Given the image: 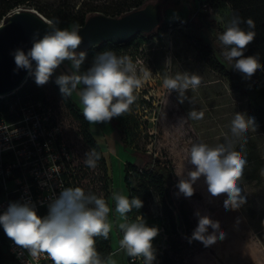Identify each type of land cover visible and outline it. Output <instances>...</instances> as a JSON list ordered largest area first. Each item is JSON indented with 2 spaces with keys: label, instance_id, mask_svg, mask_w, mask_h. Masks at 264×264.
I'll return each instance as SVG.
<instances>
[{
  "label": "rangeland",
  "instance_id": "374dc122",
  "mask_svg": "<svg viewBox=\"0 0 264 264\" xmlns=\"http://www.w3.org/2000/svg\"><path fill=\"white\" fill-rule=\"evenodd\" d=\"M112 1L35 0L55 14L60 4L66 3V11L70 9L76 12L91 5L112 4ZM149 3L161 11L162 20L159 26L150 33H138L132 44L118 54L131 57L138 71L147 67L155 78V83L147 84L139 91L138 99L127 113L129 118L136 117L142 123L137 131L131 130L134 134V146L160 156L172 167L174 178L179 181L182 178L179 175L186 179L187 172L194 168L186 161L193 143L202 141L216 146L225 143L226 139H234L231 137L230 124L236 112L254 117L258 125L255 133L247 134L246 143L243 139L235 141V149L242 153L247 162L244 175L238 182L246 202L239 209L226 210V194L212 197L207 191L203 176L193 185L195 195L190 198H186L177 186H173L170 207L174 212L179 232L177 235L172 230L170 220L159 213L157 195L152 193L148 197L146 224L159 229L157 237L153 240L156 256L153 264H264V131L258 108L249 94L212 67L213 59L224 63L214 51V30L205 18L195 16L196 11L207 14L209 21L225 30L227 21L233 14L232 6L227 0H191L183 2L180 8H171L172 2L168 0H152ZM175 19L189 22L172 30L163 27L168 21ZM159 27L163 28L157 31ZM69 69L70 63L65 61L54 73L53 79ZM184 72L198 74L202 77V83L195 90H186L188 99L180 103L178 92L172 91L169 94L163 87V80L165 76L174 77ZM38 87L45 100H28L18 109L16 105L18 113H15V118L11 120L12 125L9 129L5 127L0 131V141H3L8 133L14 138H26L19 146L11 145V149L5 151L12 150L16 165H20L28 180L32 178L33 182L30 185H27V182L19 184L12 173L4 171V178L0 177V183L11 192L12 202L19 199L28 201V198H31L30 189H34L41 203H49L53 196H58L62 188L66 187V182L59 176L66 162L71 160L72 166L84 164V155L90 149L84 138L81 122L57 89L49 82ZM26 95L22 85L3 100L13 103L18 97L22 100V96ZM71 98L82 110L75 93ZM193 109L203 112V118L194 120L188 117V113ZM92 130L111 168L114 191L127 196L124 182L127 154L121 152L118 135L114 131L105 134L100 128ZM38 134L44 138L41 145L35 139ZM182 204L192 208V218L197 225V212L219 221L221 230L226 234L225 239L218 240L208 247L201 242L189 243L179 213ZM157 214L158 220L155 218ZM109 221L114 225L113 258L117 264H132L125 252L119 248L123 233L117 227L121 222L118 215H111ZM211 232L212 229L209 228V233ZM170 236L178 242L177 252L169 251ZM163 252H168L167 258L163 257ZM40 258L44 260L43 264H50L48 259ZM19 264H37V261H33L26 252Z\"/></svg>",
  "mask_w": 264,
  "mask_h": 264
},
{
  "label": "clouds",
  "instance_id": "9594fccd",
  "mask_svg": "<svg viewBox=\"0 0 264 264\" xmlns=\"http://www.w3.org/2000/svg\"><path fill=\"white\" fill-rule=\"evenodd\" d=\"M46 23L50 30L42 37L39 30L33 32L32 46L27 52L17 48L10 53L16 65L13 71L24 69L34 77L37 86H44L65 61L69 62L70 69L56 76L55 83L64 99L76 94L83 117L90 124L107 123L130 112L139 91L145 85L155 83L147 67L138 71L131 57L118 56L113 50L95 55L91 65L81 72L87 54L77 51L83 42L79 34L80 25L74 23L60 28L57 26L58 20H48ZM242 24L247 26L246 29L241 27ZM255 27L251 18L244 19L233 13L225 30L218 35L224 58L245 80H251L258 71L264 70L258 55H244L256 36ZM201 83L202 77L198 74L184 72L174 77L165 76L163 87L169 94L178 92V99L183 103L188 99L186 90H195ZM203 115V112L194 109L188 113V117L194 120L202 119ZM257 128L254 117L236 112L230 124L231 137L234 139H226L225 143L216 146L202 141L193 143L186 161L194 168L187 172L186 179L179 175L182 177L177 185L179 192L190 198L195 191L193 185L203 176L212 197L226 194V210L239 209L246 202L238 182L244 175L247 162L242 153L235 149V141L243 139L246 143L247 134L255 133ZM100 159L101 153L95 148L89 149L84 155V163L91 169L97 167ZM111 199L115 202V213L121 221L117 225L123 233L119 240L120 250L129 257L142 258L144 264H153L156 259L153 240L159 229L148 226L141 215L135 220H130L127 215L133 209H141L143 201L137 196L129 199L115 191ZM47 208V215L41 217L34 204L28 201L12 202L0 214V226L33 261L46 255L52 264H117L113 258L115 253L105 257L96 248V238L107 240L114 226L109 221L112 210L103 196L86 193L80 187H64L58 196L50 199ZM195 215L198 225L189 243L195 240L208 247L225 239L226 234L221 230L219 221L199 212ZM209 228L212 229L211 233Z\"/></svg>",
  "mask_w": 264,
  "mask_h": 264
},
{
  "label": "trees",
  "instance_id": "16d2710c",
  "mask_svg": "<svg viewBox=\"0 0 264 264\" xmlns=\"http://www.w3.org/2000/svg\"><path fill=\"white\" fill-rule=\"evenodd\" d=\"M115 1V2H114ZM152 0H113L112 4L108 5H91L88 8L79 9L76 12L70 9L66 11L67 4H60L58 11L51 13L44 6L35 2V0H0V23L8 20L9 15L16 9L33 7L36 8L46 18L59 21L57 25L60 28L69 27L70 25L77 23L83 26L86 20L97 13H103L111 17H120L124 14L145 7ZM172 2L171 8H180L183 2L191 0H168ZM231 6L233 13L239 14L242 18H251L255 22L256 36L254 40L247 46L245 56L258 55L260 63L264 64V0H227ZM195 16L198 18H205L210 27L214 30L213 43L215 45L214 51L216 55L224 61L220 63L218 60H211V65L214 69L229 78L230 81H234L238 88H241L244 92L249 94L257 105L260 123L263 126L264 131V70L258 71L251 80H245L241 73L234 70L231 64L224 58L221 48L218 42V35L224 30L217 26L213 21L208 20V15L199 11L195 12ZM179 19H175L176 21ZM172 21V20H171ZM163 27L167 28V23ZM163 27H159L157 31H160ZM241 27L246 29V25L242 24ZM138 36L135 34L130 39L124 42H112L104 41L98 45H95L84 52H86L85 63L81 67V72L86 70L92 63L93 58L98 53L105 50H113L118 55L120 51L128 48L133 39ZM210 47V46H209ZM49 83L59 91L58 85L55 83L53 77L50 78ZM23 90L27 95L22 96V102L26 103L28 100L40 101L45 100L43 93L36 85L34 77L29 75L27 81L23 84ZM61 94V93H60ZM62 96V95H61ZM63 98V97H62ZM67 106L75 113L82 125L83 135L86 140L87 146L92 149L95 148L101 153V159L98 161L97 167L91 169L84 164L72 166L71 160L66 162V166L59 173L62 181L66 187H80L86 193L91 192L97 196H103L109 204L112 211L109 213L115 215V203L111 199V195L114 192L113 179L111 168L108 165L107 159L104 155L101 144L97 140L95 134L91 129V124L83 117L82 110L76 105L71 97L63 98ZM11 107L9 104H3L0 109V119L5 118L7 121H11L15 118V111L10 112ZM128 114H124L121 117L113 118L110 121L114 132L118 135V142L121 152L127 154L124 166V182L127 188V196L129 199L133 196L139 197L143 201V207L139 210L133 209L128 213L130 220H135L138 216H142L145 220L147 218V199L154 193L159 199L160 212L164 214L171 223L172 230L178 235L176 220L174 212L170 205L172 203L171 187L177 186L179 181L174 178L172 167L163 161L160 156H157L153 152L140 149L138 146H134L133 136L131 130L137 131L142 123L136 118H129ZM40 144L44 141L41 137L37 138ZM15 161V156L12 152L6 153L4 156V166ZM13 175L20 176L21 169L16 167L12 169ZM3 192V188L0 186V196ZM195 195V193L193 194ZM37 214L41 217L47 215V205H39ZM180 216L185 225V237L190 239L192 232L197 227L195 219L192 218V208L182 204L179 207ZM0 214H3L0 213ZM158 220V216L155 217ZM11 239L5 234L3 227L0 226V264H9L13 261V254L9 249V241ZM113 234L112 231L109 234V238L104 240L102 237L96 238V248L102 256H107L109 253H114L112 246ZM170 249L169 251L177 252V241L171 236L168 238ZM198 244L199 241H192ZM168 251V252H169ZM168 252H163V257L168 256ZM132 257L128 256L131 261ZM132 264H144L143 262L133 261Z\"/></svg>",
  "mask_w": 264,
  "mask_h": 264
},
{
  "label": "water",
  "instance_id": "95a60500",
  "mask_svg": "<svg viewBox=\"0 0 264 264\" xmlns=\"http://www.w3.org/2000/svg\"><path fill=\"white\" fill-rule=\"evenodd\" d=\"M48 20L36 9L20 8L10 14L8 20L0 23V94H11L27 81L28 71H13L16 65L10 53L17 48L27 52L32 46L33 32L39 30L42 37L50 30L46 23ZM161 20L160 9L150 3L120 17L94 14L80 27L79 34L83 42L77 51H85L104 41L124 42L135 34L150 33L159 26Z\"/></svg>",
  "mask_w": 264,
  "mask_h": 264
},
{
  "label": "built area",
  "instance_id": "2783aa9c",
  "mask_svg": "<svg viewBox=\"0 0 264 264\" xmlns=\"http://www.w3.org/2000/svg\"><path fill=\"white\" fill-rule=\"evenodd\" d=\"M19 9H16V10H19ZM188 22L189 21L184 20V19H179L176 21H173V20L168 21L167 22V28L169 30H172L174 28H180V27H183L184 25H186ZM11 94H13V93H11ZM8 95H10V94H8ZM3 99H4V97H0V109H2L3 104H9L11 107L10 112L15 111V113H18L15 106L18 105V107H17V109H18L19 106L22 107V105L25 104L22 102L21 98H19V97L17 98L18 100H15L13 103H11L10 101H4ZM12 123H13L12 121L7 122V120L4 117L1 118L0 119V131H3L5 127H6V129H9V126L12 125ZM38 137H41L44 141V138L40 134H38V135H36V138H35L38 143H39V141L37 139ZM25 139L26 138H23V137L14 138L8 133V136H6V138L3 141H0V177L4 178V176H2L4 171H6L8 173H12V169L18 167L21 169V175L16 176V175H13V173H12V175L15 176V179L18 180L19 184H21L23 182H27V185H30V183L31 184L33 183L32 178H29V180H30V182H29L28 177L26 176L24 170H22L20 165H18V166L16 165V160L13 161L12 163L8 164L6 167L4 166V156L6 153H9V152H5V151L11 149V145L14 146V144H17L19 146V143ZM10 152H12V150ZM18 163H20V162H18ZM0 181H1V178H0ZM0 186L3 188V192L0 196V213H2V212L7 210L9 204L12 203V200H11V192L8 190V188L5 185H2L1 183H0ZM18 188H19V186L16 189L18 190ZM30 191H31V198H28V202L34 203L36 212H38L39 205H47L48 202H42L41 203V200L38 199V194L35 192V190L30 189ZM17 202L23 203L25 201L19 199ZM159 213L161 214V212H159ZM158 215L159 214H157L156 216H158ZM9 249H10V252L13 254V261H11L10 263L11 264H19L20 261L24 259V256L26 255V251L21 250L17 245H15V243L12 240L9 241ZM42 257L44 259H48L46 255L42 256ZM40 260H41V258H39V260H37V264H43L42 261H44V260H41V262H38ZM48 260L50 261V264H52V261L50 259H48ZM133 261H137V262L142 261L143 262L142 258L132 257L131 262H133Z\"/></svg>",
  "mask_w": 264,
  "mask_h": 264
},
{
  "label": "crops",
  "instance_id": "0c3cea01",
  "mask_svg": "<svg viewBox=\"0 0 264 264\" xmlns=\"http://www.w3.org/2000/svg\"><path fill=\"white\" fill-rule=\"evenodd\" d=\"M94 128H100V130H102V132H104L105 134H110L111 132L114 131L113 128H112V126L110 125V122H107V123H98V124H91V129H94Z\"/></svg>",
  "mask_w": 264,
  "mask_h": 264
},
{
  "label": "bare ground",
  "instance_id": "6f19581e",
  "mask_svg": "<svg viewBox=\"0 0 264 264\" xmlns=\"http://www.w3.org/2000/svg\"><path fill=\"white\" fill-rule=\"evenodd\" d=\"M20 87H18V88H16V89H14L11 93H14L17 89H19ZM8 94H0V97H5V96H7Z\"/></svg>",
  "mask_w": 264,
  "mask_h": 264
}]
</instances>
